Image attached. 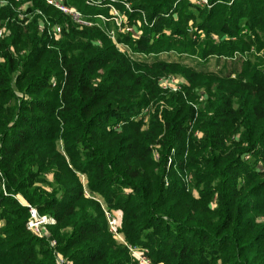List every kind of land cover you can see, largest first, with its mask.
Here are the masks:
<instances>
[{"label": "trees", "instance_id": "obj_1", "mask_svg": "<svg viewBox=\"0 0 264 264\" xmlns=\"http://www.w3.org/2000/svg\"><path fill=\"white\" fill-rule=\"evenodd\" d=\"M129 1L128 21L142 33L117 39L133 52L240 54L249 68L231 77L140 64L104 29L78 28L46 0L32 8L65 26L59 40L40 30L42 14L26 24L18 2L1 7L11 33L0 39V264H57V252L73 264H137L80 174L155 264H264V0ZM68 2L110 16L107 6ZM170 73L188 84L163 90ZM152 102L143 129L137 118ZM19 196L56 220L49 236L28 229Z\"/></svg>", "mask_w": 264, "mask_h": 264}, {"label": "built area", "instance_id": "obj_2", "mask_svg": "<svg viewBox=\"0 0 264 264\" xmlns=\"http://www.w3.org/2000/svg\"><path fill=\"white\" fill-rule=\"evenodd\" d=\"M16 2L20 3L21 0H15ZM50 5L58 9L59 11L63 12L64 14L68 15L72 22L77 25L80 28L84 27H101L104 29L108 35L116 42L117 46L126 52L131 58L133 51L130 49V47L124 43H121L118 41V33H131L132 36L138 37L142 30L140 29L138 24H130L128 21V14L127 11L133 12L135 9L132 6L131 1L129 0H86L87 3L92 5H100V6H107L109 8V15L99 13L96 15L93 14H85L82 10H80L75 5L68 2V0H46ZM193 4L198 5L200 7L205 6H212L210 4L209 0H190ZM32 0L23 2L20 4L19 7H17V17L20 21H24L26 24L29 23L34 15L36 14H42V17L39 20V28L41 31H44L48 29V33L56 40H59L62 35L63 31L65 29V26L63 24L57 23V22H51L48 17L44 15V13L41 12V10H32ZM10 4V0H0V8L3 6H7ZM118 4L121 5V7L118 6ZM144 14V13H143ZM144 19L145 15H144ZM108 22H113V26L109 27ZM67 27V25H66ZM11 33L10 28L6 23H3L0 25V39L8 36ZM216 38V37H215ZM145 55V54H143ZM238 55L236 54L234 59L238 58ZM232 58V59H233ZM186 83L181 80L179 77L175 75H167L159 80V85L161 88L167 91H173L178 92L181 91L183 88V85ZM206 92L205 91H199L200 100H204L206 98ZM147 113V109L143 110L141 113L142 115ZM121 125H118L117 128L120 129ZM199 136L202 135V133L197 132ZM155 159H159V153L157 150L154 151ZM172 162V159L170 158L169 164ZM0 187H3L5 189L3 179H2V172L0 170ZM31 210V217L28 220L27 226L28 229H30L32 232L39 236H49V230L47 228L48 224H54L56 220L53 217L47 216V215H40L36 208L29 205V203H26ZM106 217L109 224V229L111 233L114 235V237L119 238L120 241L128 248L133 261H135L137 264H155L153 263L152 259L149 256V250L146 247L133 245L129 243L124 233L121 231V218L119 221L118 214L114 210H105ZM51 244L53 246L56 245V241L52 240ZM57 264H73L70 260L66 259L62 254L57 252ZM157 264H164V263H157Z\"/></svg>", "mask_w": 264, "mask_h": 264}, {"label": "rangeland", "instance_id": "obj_3", "mask_svg": "<svg viewBox=\"0 0 264 264\" xmlns=\"http://www.w3.org/2000/svg\"><path fill=\"white\" fill-rule=\"evenodd\" d=\"M26 1H29V0H21L17 7H19L21 3L26 2ZM17 7H16V9H17ZM32 7H33V3H32ZM2 8H5V6L2 7ZM32 10H33V8H32ZM16 14H17V10H16ZM78 28H80V27H78ZM133 53H134V54H132L133 58H131V59L133 61H135V62H139L140 64H142V63L153 64V63H156L158 61L177 62V63H180L181 65H183L185 67L190 68L193 71H196V72H199V73H202V74H213V75H218V76L231 74V77H236V76L243 77L244 74L246 73V71L249 68V61H248L249 58H246L243 55H238L237 59H234V58L233 59L232 58H222V57H211L208 60L204 61V60H202L201 58H199L197 56H193L191 54H179L178 52H175V51H165V52H161V53H158V54L151 53V54H145V55L140 54V53H135V52H133ZM259 55L264 57V50L259 52ZM169 75H175V76L179 77L181 80H183L186 83V85L188 84L187 79L184 78V76L179 74V73H170ZM202 90L203 91H207L204 87H200V88L196 89V92L197 91H202ZM160 105L163 108V106L165 105L164 101L160 102ZM146 109H147V113H145L143 115L139 114V117L137 118L139 120L142 119V121H143L142 128L143 129L147 128L149 120H150V115L156 109L155 103H153V102L150 103L143 110H146ZM155 149H156V146H155ZM249 157L250 156H247V158H249ZM154 158H155V156H154ZM50 179H51V177H50ZM80 179H81L83 185L85 186V193L89 197L100 201L104 211L105 210H108V211L111 210V209H109L108 205H106V203L103 201V199L101 197H99L97 195L96 196L95 195H91L86 190V188H87L86 187L87 186V178H86V176L84 174H80ZM190 179H191V177L187 176V180L190 181ZM192 190L194 192V195L196 197H199V191H198V189L195 186L192 187ZM24 204H26V203H24ZM114 211L117 212L119 221H120V218H121V225H122V218H123L122 212L119 211V210H114ZM115 240H116L117 243H119L121 245L123 244L120 241L119 238L116 237Z\"/></svg>", "mask_w": 264, "mask_h": 264}, {"label": "bare ground", "instance_id": "obj_4", "mask_svg": "<svg viewBox=\"0 0 264 264\" xmlns=\"http://www.w3.org/2000/svg\"><path fill=\"white\" fill-rule=\"evenodd\" d=\"M24 203H28L22 196H19Z\"/></svg>", "mask_w": 264, "mask_h": 264}, {"label": "crops", "instance_id": "obj_5", "mask_svg": "<svg viewBox=\"0 0 264 264\" xmlns=\"http://www.w3.org/2000/svg\"><path fill=\"white\" fill-rule=\"evenodd\" d=\"M222 58H226V57H222Z\"/></svg>", "mask_w": 264, "mask_h": 264}]
</instances>
